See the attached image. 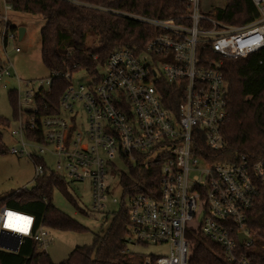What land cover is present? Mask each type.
<instances>
[{"label":"built area","instance_id":"obj_1","mask_svg":"<svg viewBox=\"0 0 264 264\" xmlns=\"http://www.w3.org/2000/svg\"><path fill=\"white\" fill-rule=\"evenodd\" d=\"M65 1L108 12L77 0ZM186 1L190 25L125 15L159 28L161 34L141 52L127 47L114 50L98 76L88 74L85 83L75 85L73 74H64L70 84L55 114L40 115L36 102L51 93L52 77L24 80L25 90H16L20 117L10 132L17 144L9 153L33 162L35 181L49 170L71 185L87 182L93 212H105L109 202L120 209L124 201L129 215L125 252L138 254L136 248L150 247L169 251L143 256L140 264H191L187 222L200 211L202 234L221 247L225 260L251 264L238 254L237 242L244 234L241 247L254 243L247 216L264 183V159L253 164L245 156L219 160L228 112L221 67L224 60L264 54V0H252L261 17L238 27L201 14L200 0ZM5 4L6 11L12 10ZM202 21L210 22L213 29H200ZM6 31L7 26L8 41L18 36ZM14 51L21 53L19 47ZM11 69L8 59L0 67V81L13 77ZM170 94L174 100L182 96L174 108L166 102ZM46 155L54 156L55 169L47 166ZM139 155L161 162L158 191L126 196L120 183L121 199L112 198L114 184L108 176L128 174ZM28 240L46 252L50 229L32 214L1 207L0 251L16 254Z\"/></svg>","mask_w":264,"mask_h":264},{"label":"trees","instance_id":"obj_2","mask_svg":"<svg viewBox=\"0 0 264 264\" xmlns=\"http://www.w3.org/2000/svg\"><path fill=\"white\" fill-rule=\"evenodd\" d=\"M80 3L105 8L108 12L77 5L65 0H5L12 11L19 14L39 16L45 24L40 31L41 61L52 77V91L37 97L39 114H55L59 99L69 82L63 75L85 71L98 76L108 56L116 49L127 47L137 52L161 34L159 28L131 20L125 15H137L150 19H174L180 24L190 25L186 19L190 6L186 0H77ZM204 16L226 26L238 27L261 17L252 0H226V6L213 8ZM200 29H213L210 22L202 21ZM18 27L7 25V31L18 35ZM206 54H210L207 51ZM264 54L246 59L224 60L221 72L227 91L228 112L221 134L224 148L220 151L221 161H232L245 156L250 163L264 159ZM4 63L0 60V67ZM170 90V86H167ZM170 92V91H169ZM8 100L13 111V120L20 117L16 90L8 91ZM175 99L170 94L166 102L176 107L182 96ZM172 107V106H171ZM57 109V111H56ZM5 128L10 122L0 117ZM3 134L0 132V154H4ZM135 166L128 174L120 177L124 195L151 193L159 189L161 162L139 155ZM67 180L49 170L37 178L30 190H20L0 199V208L26 212L36 217L38 223L50 230L83 231L79 223L53 205V194L61 192L71 205L88 216L89 210L80 208L71 194ZM121 202L118 212L102 237H95L91 247H77L61 264H140L143 256L127 254L126 237L129 215ZM99 213V212H96ZM102 214V213H101ZM247 228L254 243L241 247L237 242L238 254L244 255L251 264H264V183L247 216ZM196 238L190 239L191 264H229L220 246L207 239L199 227ZM0 264H52L46 252L38 249L32 241H26L18 253L0 251Z\"/></svg>","mask_w":264,"mask_h":264},{"label":"rangeland","instance_id":"obj_3","mask_svg":"<svg viewBox=\"0 0 264 264\" xmlns=\"http://www.w3.org/2000/svg\"><path fill=\"white\" fill-rule=\"evenodd\" d=\"M225 6L226 0H200V13L206 14L213 8L223 9ZM5 8L4 0H0V60L6 64L9 59L13 77L0 81V117L6 118L11 126V128H5L0 125V132L3 134L2 144L4 150H6L4 154H0V199L20 190H30L35 185V166L33 162L25 157H18L9 153V149L17 143L10 133L14 120L12 107L7 96L8 91H23L25 90L24 80L45 79L49 76L41 61L40 31L45 21L39 16L19 14L12 10L6 11ZM5 16L7 21L4 19ZM8 24H11V27L16 26L18 29L24 28L26 31L25 38L20 41L17 36L14 40L8 41L4 35V27ZM6 34H11V32L6 31ZM4 37L6 38L5 50L2 47ZM16 47L21 49V53H15ZM19 79L21 82L18 81ZM88 79L89 75L83 70L75 72L72 76L75 85L85 83ZM37 86L38 84L35 87ZM43 157L47 166L50 169H55L56 160L54 156L46 155ZM120 167L125 169L124 165H120ZM108 177V180L114 184L111 197L121 199L120 173L116 174L114 172ZM71 192L74 198L79 199L77 203L80 208L89 210V215L86 216L74 208L61 192H54L53 205L85 229L80 232L50 230L51 242L46 253L52 264L64 262L70 252L77 247H91L94 244L95 237H102L105 234L115 211L119 209L118 205L109 202L107 203L108 209L105 212L96 213L91 211L93 201L90 186L87 182L73 185ZM202 216L203 212L200 211L193 220L187 222V233L191 238H196ZM135 250L141 256H148V254L167 255L169 252L167 247L136 248Z\"/></svg>","mask_w":264,"mask_h":264},{"label":"water","instance_id":"obj_4","mask_svg":"<svg viewBox=\"0 0 264 264\" xmlns=\"http://www.w3.org/2000/svg\"><path fill=\"white\" fill-rule=\"evenodd\" d=\"M24 34H25V29L24 28H19L18 30V37H19V40L21 41L24 37ZM247 237L244 235V234H240L239 235V244L240 246L243 245V242L244 240L246 239ZM17 250V246L14 248V251Z\"/></svg>","mask_w":264,"mask_h":264},{"label":"crops","instance_id":"obj_5","mask_svg":"<svg viewBox=\"0 0 264 264\" xmlns=\"http://www.w3.org/2000/svg\"><path fill=\"white\" fill-rule=\"evenodd\" d=\"M25 36H26V31H25V34H24V37L23 38H25ZM8 46V45H7ZM2 47L4 48V46L2 45ZM6 48H4V50H5ZM48 75H49V73H48ZM92 211V210H91Z\"/></svg>","mask_w":264,"mask_h":264}]
</instances>
